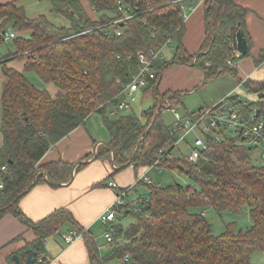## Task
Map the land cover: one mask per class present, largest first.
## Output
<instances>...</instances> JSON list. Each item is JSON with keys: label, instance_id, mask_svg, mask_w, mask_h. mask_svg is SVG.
Wrapping results in <instances>:
<instances>
[{"label": "trees", "instance_id": "16d2710c", "mask_svg": "<svg viewBox=\"0 0 264 264\" xmlns=\"http://www.w3.org/2000/svg\"><path fill=\"white\" fill-rule=\"evenodd\" d=\"M49 2L50 11L69 22L67 27L56 26L43 15L29 18L14 1L0 3V42L7 30L17 33L11 39L15 51L0 56L4 75L0 93V216L12 212L32 227L36 239L19 251L35 253L32 264H46L44 257L38 260L46 253L44 240L65 220L77 224L70 212L61 208L35 223L18 209L19 198L34 183L44 177L52 184L68 178L72 164L65 161L37 166L49 147L83 124L91 113L98 112L109 138L98 147L94 158L108 160L115 165L114 172L130 164L134 171L151 165L158 150L169 148L172 142L169 126L161 120L158 101L168 98L178 105L183 93L158 91L166 68L172 64L197 68L204 74L202 86L223 76L237 80L236 70L226 61L247 56L250 43L245 25L249 9L236 0L204 1V37L194 54H189L180 41L184 20L176 0H127L135 5L133 15L114 24L120 30L117 35L107 34L102 28L122 16L116 0H87L98 14L96 19L87 15L80 0ZM239 28L248 50L241 57H232ZM169 36L175 44L171 58L153 61L154 76L141 87L142 96L151 94L154 103L139 115L109 118L108 107L116 106L119 92L139 71L136 53L156 50ZM18 57L24 59L21 71L6 65L9 59ZM262 57L260 53L254 59L255 66L262 63ZM28 72L44 83H52L56 92L36 87L27 78ZM242 84L257 95L255 102L242 103L233 94L224 95L225 99L242 116L254 110L256 120L263 121L264 132V77L247 79ZM205 137L207 146L195 162L179 157L163 159L158 165L179 170L196 188L177 182L162 186L136 181L147 186L143 196L147 200L141 198L138 210L128 204L115 209L114 222L128 216L132 221L125 228L120 223L105 224L106 229L113 227L110 249L101 255L92 238L84 237L92 264H109L112 260L119 264H254L251 255L264 252V165L252 162L251 151L257 149L242 145L238 137H223L220 141L211 140L207 134ZM244 206L251 220L245 232L234 233L228 225L221 234L212 233L205 209L239 213Z\"/></svg>", "mask_w": 264, "mask_h": 264}, {"label": "crops", "instance_id": "0c3cea01", "mask_svg": "<svg viewBox=\"0 0 264 264\" xmlns=\"http://www.w3.org/2000/svg\"><path fill=\"white\" fill-rule=\"evenodd\" d=\"M10 1H14L16 5L22 6L29 18L43 15L41 14V12H38V14L34 16H29L26 12V7L28 6L25 4V0H0V3L4 4ZM20 1H24V4H22ZM39 1L42 0H34L33 2L35 5L31 4L34 10H40ZM204 1L205 0H185L184 2L186 6V18L184 20V32L180 38V41L189 54L198 52L200 44L204 37ZM80 2L84 7L87 15L92 19H96L98 14L94 13L92 8L88 5L87 0L86 2H82V0H80ZM48 3L49 9L47 16H45L46 18H48V15L51 13V5L49 1ZM236 3L249 9V12L246 15L245 25L247 34L250 38L248 50L249 54L239 59L235 66L237 79L242 77L240 79V82L234 87L237 89L238 86H241L242 82L247 79H262L264 77V63H261L258 66H255L254 63V59L257 58L260 53L264 55V0H236ZM190 5L193 7L192 9H188ZM65 21L66 23H64ZM65 21L62 22L63 24L54 25L67 27L69 25V22L66 19ZM8 42L12 45L13 50L0 53V56H4L7 53L15 51L11 39L3 40L4 44H7ZM0 44L2 43L0 42ZM173 51L174 50L166 49L164 51V57L162 59H159L158 62L170 59ZM12 61H14V59H9L6 62V65L9 66L8 64L12 63ZM20 63L22 64V66L20 67V69L22 70L24 59H22ZM173 66L174 64L166 68V70L169 69L171 72V76L169 75L167 81H169L170 78L176 76L178 74V70H180L173 69L175 71L174 73L171 69L173 68ZM200 72L203 73V71L201 70ZM200 79L204 80V74H201ZM234 79L235 78H233L232 76H227L223 77L222 80L223 82H226ZM3 82L4 75L2 74L0 66V93L1 85ZM166 84L167 86L164 92H184L182 91V89H185L183 87H186L185 85L181 86V81H178L176 79L171 84L174 86V88L172 86L169 87L168 83ZM202 84L203 82L201 81L199 86H201ZM194 87L196 86H191L189 90H195ZM229 89V87H226L220 92V94H222L221 98L226 94H231L233 89ZM55 92L56 90H54V93ZM220 99L218 98L213 103L219 101ZM112 108L113 107H108L109 111H111ZM120 114L123 113L121 112ZM108 138V132L103 126L101 115L97 112L91 113L85 119L83 124L77 126L66 136L62 137L55 144L51 145L37 164L38 166L47 162H56L59 160L72 164L71 172L68 178L64 181L52 184L51 182L45 181L46 177H44V180L34 183L33 186L18 200V209L22 212L24 217L31 222L35 223L45 218L52 211L61 208L70 212L73 219L77 223L75 225L71 221L65 220L52 234H50L44 240V246L46 249L44 258L47 259L46 264H92L90 262V255L88 252L87 244L84 239L85 236L92 238L95 244L94 248L98 249V252L101 255H103L110 249V245L106 239L103 246H97V241L91 231L92 226L97 221L100 222L98 218L99 215L105 212L107 207L115 199L116 188L112 187L109 183L111 181L114 182L119 189L122 187H129L128 185L130 183L128 182L129 180L125 178L124 174H122L121 172L117 175H114L115 177H113V174L115 172L112 167V163L107 160L95 159L93 157L97 153L98 147L108 142ZM1 143L2 135L0 133V145ZM80 162H82L83 165L79 166ZM147 167L140 169L141 171H143ZM125 168L132 169L134 171L132 165H129ZM150 170H155L160 173L162 169L149 168L146 171V175ZM38 172L39 171H36V173ZM41 173L42 172H40L39 174ZM110 177L112 178V180L108 179ZM100 182H103L104 185H96ZM135 185L136 184L132 185V190H137ZM147 191L148 190L146 189L145 192L136 194V197L134 196L133 198L127 199L132 200L144 198L143 196L147 194ZM112 222L114 224L119 223L118 219L115 222ZM101 224L105 227V224ZM71 230L75 231L76 233H80L81 238L72 242L65 241L64 236L67 235ZM105 231L106 227L104 233ZM35 239L36 234L32 227L16 217L12 212L8 211L2 214L0 216V264H13L11 256L14 254L21 255L24 261V258L28 252L20 253L19 251ZM254 253L252 255H254ZM257 259H261L262 264H264V255L258 256Z\"/></svg>", "mask_w": 264, "mask_h": 264}, {"label": "rangeland", "instance_id": "374dc122", "mask_svg": "<svg viewBox=\"0 0 264 264\" xmlns=\"http://www.w3.org/2000/svg\"><path fill=\"white\" fill-rule=\"evenodd\" d=\"M33 1L34 0H25V4L28 6V7H26L27 14L29 16H34V15L38 14V12H41V14H43L44 16H47L48 9H49L48 8L49 7V3H48L49 0L39 1L40 10H34L33 9L32 5H35ZM20 2L22 4H24V1H20ZM31 2H33V3H31ZM82 2H86V0H82ZM126 2H127V0H126ZM178 2L181 3L180 1H178ZM48 18H47L48 21L53 23V24H59L60 25V24H63L62 22L65 21L64 17H62L59 14L53 13V12H51L48 15ZM64 23H66V21ZM20 34H24V32H19V35ZM12 50H13V47L9 42L7 44H4V43L0 44V53L12 51ZM233 56L236 57L234 51L232 53V57ZM262 59L263 60L261 62L264 63V55H263ZM21 61H22V59H20L18 57V58H15L14 61H12V63H9L8 65L11 67H14L15 69L21 70L20 69V67L22 66V64L20 63ZM237 61L234 62V61L230 60V63H226V64L229 67L236 70L235 66H236ZM171 69L174 73H175V71L173 69H180V70H178V74L176 76L170 78L169 81H167V79L169 78V75L171 76L170 70L167 69L164 72V74L162 75V78H161V83L159 85V92L163 93L165 91L166 86H167L166 83H168L169 87L172 86L174 88V86L171 84L173 83V81L175 79L178 81H181V84H180L181 86L185 85L186 87H183L185 89H182V91H184V92L180 96V101H179L178 105H175L174 101L172 102L168 98H165L164 100H162V102L159 101L158 106H159V108L162 109L161 120L164 123V125H166V126H169L173 121V112L171 111V109H175L176 111L183 112V113H192V112L199 110L200 108L209 106L215 100H217L218 98L219 99L221 98L222 94H220V92L225 87H230L231 84H232L231 85L232 87H235L238 80H240L242 78L241 77L237 80L234 79V80H229V81L223 82V80H222L223 77H227V76H223L222 78H218L217 80H213V81H209V82L206 81L203 86L202 85L199 86L200 82L204 81V80L200 79L201 74H203V73H201L199 69L194 68V67L189 66V65L179 66V64H177V65L174 64L173 68H171ZM26 76L36 87L45 88L49 92H51V94H53L54 90L57 89L52 83H44L33 72L26 73ZM164 83H165V85H164ZM223 83L225 86L222 87ZM191 84H193V85H191ZM194 85L196 86V87H194V88H196V90L190 91L189 89L191 88V86H194ZM229 90H231V87ZM231 94L236 95L242 103H246V104H250L252 102H255L257 99V95L255 93L248 92L245 89V86L243 84H241V86H238L237 89L234 88L233 91L231 92ZM142 95H143L142 89L139 88L135 91L134 99L132 101H130L129 97L125 96L124 98L130 103V105H128L124 109L118 110V113H119L118 115H121L120 114L121 112L123 114L139 115L141 110L146 109L147 107H149L153 104V96L151 94H147L144 97ZM158 109L156 111H158ZM238 113L242 116V114L240 113V110H238ZM107 115L109 118H115V116L110 114L109 109L107 110ZM242 117H244V115ZM103 126H104V124H103ZM241 144L244 146H247L245 141L242 142ZM177 150H179V152ZM177 150L174 151V154H176L178 156V158L180 157V159L183 158V156L188 153V149L183 144H179ZM251 154L253 155V158H252L253 163L264 165V160H262V158H261V156L257 150H256V152L251 151ZM112 167L114 169L116 168L115 165H113V164H112ZM144 167H139L137 172L135 171L136 173L132 169L124 168V169H121L120 171H116L113 174V177H115L114 175H117L118 173L121 172L122 174H124L125 178H127L129 180L128 182L130 184L128 186L130 188L128 189V191L125 192V195H124L125 199L133 198L136 194H141L142 192H145V190L147 189V186L144 183L136 184V180H137V178L141 172V169H143ZM129 174H130V176H129ZM147 176L150 179V181H152L154 183H159L162 186H165V185L173 183V182H177V183H180L183 185L188 184V185L194 186L196 188V185L194 184V182L191 181L189 178H187L185 176V174L181 173L177 169H172V170L162 169L160 173H158L155 170H150L148 172ZM108 179L112 180L111 177ZM134 184H136L135 186H136L137 190L136 189L132 190V185H134ZM122 188L126 189L127 187H122ZM204 214H205V218L208 220V222L211 225L212 233L215 235L221 234L222 232H224L228 225H232L231 227H232L234 233H237L238 231L245 232V230L247 228H249V226L251 224V220H250L249 211H248L247 206L242 207L241 211L239 213H234V212L227 211V210L217 212L212 208H207L204 210ZM131 221H132L131 216L121 217V219H118V222L122 225L123 228H125L126 225H128ZM104 230H105V227L99 221L94 223L92 226L91 231H92V234L97 241L98 247L103 246L105 244L106 240L103 237ZM260 255H264V252H255L254 255H251V261L254 264H262L261 259L260 260L257 259V257ZM42 257H45V255H43ZM44 261L47 262V259H45ZM109 264H116V262L114 260H112L109 262Z\"/></svg>", "mask_w": 264, "mask_h": 264}, {"label": "built area", "instance_id": "2783aa9c", "mask_svg": "<svg viewBox=\"0 0 264 264\" xmlns=\"http://www.w3.org/2000/svg\"><path fill=\"white\" fill-rule=\"evenodd\" d=\"M177 1L181 2L180 9L182 10L183 20H185V0ZM126 3L123 0H116L117 8L122 12V16L118 20H115L111 25H103L102 28L105 33L119 34L120 30L116 29L114 24L120 21L123 22L125 19H128L133 15L132 10L135 8V5L131 6L129 3ZM192 8L191 5L188 7V9ZM16 34L17 33L14 30H8L4 39H12ZM166 49H175V44L170 36L167 37L165 42L161 43L156 50L150 49L147 54L140 51L136 53L139 62V71L131 82L119 92L120 96L117 100L116 106L110 111L111 115L118 116V110L124 109L129 105V102L124 97L127 96L130 98V101H132L134 99L135 91L147 85V78H153L154 73L151 69V64L153 61L162 59ZM226 63H230V60L227 59ZM225 98L226 96L216 103L200 108L192 113H182L175 109H171L173 112V121L169 126V132L172 135L171 148L169 147V149L167 147L159 149L154 162L140 172L136 181L142 180L148 184L152 183L146 175V171L149 168L159 169L160 167L158 165L163 159L169 160L178 158V156L174 154V151L178 149L179 144H183L188 149V153L184 155L183 158L188 162H195L199 157L200 150L205 149L207 146L208 139L205 137L206 134L209 135L213 141H220L223 137H238L239 140H242L243 142L245 141L248 147H255L259 154L264 157L263 121L259 119L256 120V112L254 110L242 117L238 113L239 109ZM177 151L179 152V150ZM109 184L116 188V196L114 201L107 207L106 211L101 213L98 217L103 224L114 221L116 208L128 204L129 206L134 207L135 210H138L141 201V198L132 200L124 198L125 192L128 191L130 187L121 190L114 182H110ZM1 187L2 183L0 182V188ZM143 200L146 201L147 197L145 196ZM112 229L113 227L109 225L104 233V237L107 241H110L112 238ZM79 238H81V234L76 233L73 230L64 236V239L67 242H72ZM38 260H43V258L40 257ZM124 260L127 261V258L125 257Z\"/></svg>", "mask_w": 264, "mask_h": 264}, {"label": "water", "instance_id": "95a60500", "mask_svg": "<svg viewBox=\"0 0 264 264\" xmlns=\"http://www.w3.org/2000/svg\"><path fill=\"white\" fill-rule=\"evenodd\" d=\"M247 50H248V45H247L246 38L244 36V32L242 29L239 28L235 32L234 53L236 57H241L246 54ZM11 259L13 260V264H32L35 261L36 256H35V253L28 252L24 258V261H23L22 256L17 255V254L12 255Z\"/></svg>", "mask_w": 264, "mask_h": 264}]
</instances>
